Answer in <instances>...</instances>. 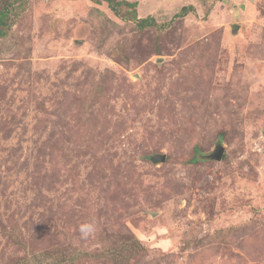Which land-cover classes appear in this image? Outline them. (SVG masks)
Returning a JSON list of instances; mask_svg holds the SVG:
<instances>
[{
    "label": "rangeland",
    "instance_id": "374dc122",
    "mask_svg": "<svg viewBox=\"0 0 264 264\" xmlns=\"http://www.w3.org/2000/svg\"><path fill=\"white\" fill-rule=\"evenodd\" d=\"M25 1L0 38V264H264V0H126L145 29Z\"/></svg>",
    "mask_w": 264,
    "mask_h": 264
},
{
    "label": "trees",
    "instance_id": "16d2710c",
    "mask_svg": "<svg viewBox=\"0 0 264 264\" xmlns=\"http://www.w3.org/2000/svg\"><path fill=\"white\" fill-rule=\"evenodd\" d=\"M96 4L105 2L116 17L121 20L135 21L139 29L156 26L154 18H139L137 13V2L126 0H90ZM25 0H0V38L7 37L11 29V15L16 5L23 6ZM195 11L193 6H185L175 15L176 18H184ZM44 264H66L65 260L52 261L47 259Z\"/></svg>",
    "mask_w": 264,
    "mask_h": 264
},
{
    "label": "water",
    "instance_id": "95a60500",
    "mask_svg": "<svg viewBox=\"0 0 264 264\" xmlns=\"http://www.w3.org/2000/svg\"><path fill=\"white\" fill-rule=\"evenodd\" d=\"M232 29L233 31L239 30V26H233ZM223 154H224V147L222 145H218L216 146L213 153L208 155L207 158L219 162L221 161ZM151 161L155 164L164 163L166 162V155H159V154L155 155L154 157L151 158Z\"/></svg>",
    "mask_w": 264,
    "mask_h": 264
},
{
    "label": "clouds",
    "instance_id": "9594fccd",
    "mask_svg": "<svg viewBox=\"0 0 264 264\" xmlns=\"http://www.w3.org/2000/svg\"><path fill=\"white\" fill-rule=\"evenodd\" d=\"M79 232L81 237L87 239L89 236L94 234L95 225L93 223H84L79 226Z\"/></svg>",
    "mask_w": 264,
    "mask_h": 264
}]
</instances>
